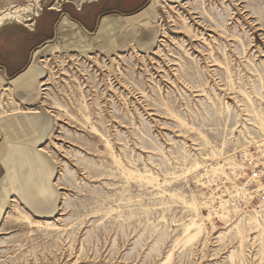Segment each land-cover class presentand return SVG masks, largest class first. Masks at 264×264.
Here are the masks:
<instances>
[{"label":"rangeland","instance_id":"1","mask_svg":"<svg viewBox=\"0 0 264 264\" xmlns=\"http://www.w3.org/2000/svg\"><path fill=\"white\" fill-rule=\"evenodd\" d=\"M89 1L0 0V26L32 29L52 7ZM154 5L149 48L48 45L10 83L43 74L34 111L45 120L28 128L51 118L39 148L19 126L24 108L0 88L12 147L35 146L51 171L42 212L25 206V189L10 197L0 264H264V206L243 195L241 175L243 152L264 160V0ZM5 157L0 166L14 168Z\"/></svg>","mask_w":264,"mask_h":264},{"label":"crops","instance_id":"2","mask_svg":"<svg viewBox=\"0 0 264 264\" xmlns=\"http://www.w3.org/2000/svg\"><path fill=\"white\" fill-rule=\"evenodd\" d=\"M154 1L92 0L79 6L65 2L63 5L56 8L52 7L51 10L40 14L41 16L37 17L32 29H27L23 24L16 22L2 24L0 26V88H7L6 90L12 94L15 102L24 108L21 112L35 110L40 99L37 89L38 83L43 78L41 70L38 68L35 81L27 85L26 88L13 90L10 83L27 72L35 53L46 48V46L51 45L72 53H81L83 49L86 53L85 49H87V52L94 50L103 54H111L130 46L142 49L149 48L153 44L155 36V27L151 21L157 6L154 5V9H149ZM147 10L151 12L148 13ZM63 21L75 25L78 31L66 29V24L62 23ZM126 22L130 25L128 29L130 31L125 30L123 32V25ZM38 115L34 117L44 119L40 113ZM28 117L32 116L29 115ZM49 120L52 122L50 117ZM50 122H39L37 129L31 128V130L28 129L30 127L26 122H21L19 126L31 131V135L34 137L33 142H36L35 145L38 144L37 147L39 148L41 142L51 131L52 123L50 124ZM46 124L50 128L43 132ZM2 140L3 134L0 131V149L4 143ZM38 148L35 149V146L23 145L22 143L14 145L13 153L15 154L14 158L18 159L17 165L24 161L21 163L22 173L14 172L17 171L14 168L0 166V221L10 197L19 196L18 193L23 183L21 181L22 175L26 178L31 175L35 177L34 183L28 188L31 197L37 194L38 190L49 189L44 186V180L48 181L50 163L37 150ZM3 154L5 155V152ZM27 157H32L35 160L33 166L26 163ZM40 158H44L48 165H40ZM50 173L51 171H49V177ZM20 174L21 177L19 178ZM35 198L39 201L30 200L32 201L29 202L31 205L27 208L33 212H42L40 210L43 206V203L40 202L42 196ZM48 212L52 211L49 210Z\"/></svg>","mask_w":264,"mask_h":264},{"label":"bare ground","instance_id":"3","mask_svg":"<svg viewBox=\"0 0 264 264\" xmlns=\"http://www.w3.org/2000/svg\"><path fill=\"white\" fill-rule=\"evenodd\" d=\"M189 4V3H188ZM187 4V5H188ZM6 15V14H5ZM5 18V17H4ZM1 19H3V18H1ZM182 20V19H181ZM185 26V25H184ZM183 28V27H182ZM60 50V49H59ZM116 56V55H115ZM120 56V55H119ZM118 56V57H119ZM115 62V61H114ZM32 83V81L30 80V79H28L27 81H25V82H18L17 83V85H16V89H19V88H26L27 87V85H30ZM39 87H42V83L40 82L39 84H38V88ZM40 91H41V89H40ZM27 110V109H26ZM3 113H5L6 115H5V117L6 116H9V115H11V114H17V112L16 111H11V113L10 112H3ZM23 113V112H22ZM24 115H26V116H32V117H29L27 120H26V124H31V126H33L34 125V123L33 122H31V119H34L33 118V116H35L36 114H39L38 113V111H34V110H30V111H26L25 113H23ZM28 121V122H27ZM44 123V122H43ZM43 125V124H42ZM0 126L2 127V134H3V141H4V143L1 145V150H0V154H1V156H0V162L1 161H3V159L5 160V155L3 154L4 152H8L9 154H10V159H13L14 160V169H16L17 171H19V170H21L22 169V162H24V161H22L21 163H19L18 165H17V162H16V159L14 158V151H13V147H12V144H11V137H10V132L8 131V128H7V126H9V123L8 122H0ZM30 126V125H29ZM94 127V126H93ZM96 130V129H95ZM43 131V130H42ZM100 136V135H99ZM101 137V136H100ZM104 139V138H103ZM107 139H108V137H107ZM106 139V140H107ZM108 143V142H107ZM111 145V144H110ZM62 149V148H61ZM111 149V148H110ZM100 152V151H99ZM111 152H112V150H111ZM105 153V152H104ZM108 154V153H107ZM100 155V154H99ZM113 156V155H112ZM116 156V155H115ZM109 159V158H108ZM118 159V158H117ZM27 162L26 163H28V165L30 166V165H34V162H35V160L32 158V157H28L27 159ZM110 160V159H109ZM112 161V160H111ZM42 162L44 163V165H48V163L46 162V160L44 159V158H42ZM37 165V164H36ZM115 165V164H114ZM28 168V167H27ZM36 168V167H35ZM127 170V169H126ZM129 170V169H128ZM29 171H30V169H29ZM30 174V173H29ZM86 176H88V175H86ZM21 177V174H20V176H19V178ZM42 178V177H41ZM34 180H35V177H33V175H31V176H29V177H23V175H22V178H21V181L23 182L22 183V186H21V190L23 189H25V191H23V193L21 194L22 195V199H23V202H24V204H25V206L26 207H30L29 205H31L29 202H32V201H39L37 198H35L36 196L37 197H39V196H41V195H43L44 194V192L45 193H47V188L46 189H43V190H38L37 191V194H35L33 197H31L32 195L29 193L30 191H29V187L30 186H28L29 184H31V183H34ZM58 185V184H57ZM42 189V188H41ZM47 198L45 199V200H42L41 201V204L43 203V204H47L49 201H50V199H51V197H50V195H48V196H46ZM30 200H32V201H30ZM195 208V207H194ZM13 210V209H12ZM13 212V211H12ZM17 213V212H16ZM51 213V212H50ZM19 214V213H18ZM21 214V213H20ZM22 215V214H21ZM258 216V215H257ZM23 217V216H22ZM213 217V216H212ZM215 217V216H214ZM256 217V216H255ZM26 219L28 218V217H25ZM254 218V217H253ZM25 219V220H26ZM31 219V218H30ZM24 221V220H23ZM253 221V220H252ZM40 222V221H39ZM255 222V221H254ZM258 223V222H257ZM256 223V224H257ZM200 224H202V222L200 223ZM35 225V224H34ZM195 225H197V223H195ZM199 225V224H198ZM37 226V225H36ZM192 226V225H191ZM47 227V226H46ZM49 228V227H48ZM201 228V227H200ZM199 228V229H200Z\"/></svg>","mask_w":264,"mask_h":264},{"label":"built area","instance_id":"4","mask_svg":"<svg viewBox=\"0 0 264 264\" xmlns=\"http://www.w3.org/2000/svg\"><path fill=\"white\" fill-rule=\"evenodd\" d=\"M241 163L243 169L241 175L246 178L243 182V195L254 199L257 205L264 206V160H260L254 152H243ZM237 179L236 177L235 181Z\"/></svg>","mask_w":264,"mask_h":264}]
</instances>
